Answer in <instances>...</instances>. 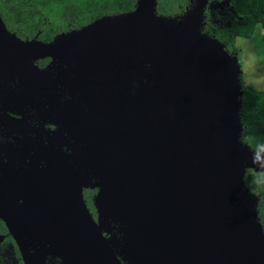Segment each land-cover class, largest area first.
Returning <instances> with one entry per match:
<instances>
[{"label": "water", "instance_id": "obj_1", "mask_svg": "<svg viewBox=\"0 0 264 264\" xmlns=\"http://www.w3.org/2000/svg\"><path fill=\"white\" fill-rule=\"evenodd\" d=\"M156 6L136 0L47 43L20 39L0 19V61L24 74L25 61L51 58L32 71L64 84L94 138L83 155L103 165L91 186L97 219L76 178L75 214L65 213L59 240L47 235L46 252L61 264H264L258 196L244 184L264 154L240 139L235 55L202 31L209 0L170 16Z\"/></svg>", "mask_w": 264, "mask_h": 264}, {"label": "flooded vegetation", "instance_id": "obj_2", "mask_svg": "<svg viewBox=\"0 0 264 264\" xmlns=\"http://www.w3.org/2000/svg\"><path fill=\"white\" fill-rule=\"evenodd\" d=\"M218 1L223 0L209 3ZM192 3L189 0L184 12ZM210 10L205 9L203 25L208 21L213 27L217 24ZM0 19L22 40L47 43L62 32L37 28L26 34ZM50 61L49 57L25 61L29 73L24 74L14 71L17 67L13 68L10 59L0 61V264L62 263L46 252L52 249L47 235L51 233L54 239L66 232L62 218L66 212L75 214L69 183L76 178L87 181L83 199L93 219L98 217L94 198L99 189L91 186L100 181L96 169L103 165L88 164L83 155L87 144H94L88 118L80 116L78 107H70L73 101L65 99L64 84L58 81L55 85L54 75L40 77L32 71L34 66L44 70ZM20 247L27 251L26 260Z\"/></svg>", "mask_w": 264, "mask_h": 264}, {"label": "trees", "instance_id": "obj_3", "mask_svg": "<svg viewBox=\"0 0 264 264\" xmlns=\"http://www.w3.org/2000/svg\"><path fill=\"white\" fill-rule=\"evenodd\" d=\"M135 2L136 0H0V16L11 29H22V33L26 34H31L37 28L66 32L81 28L90 19L100 18L104 14L130 11ZM188 4L189 0H157L156 9L162 15H177L182 14ZM228 8L236 17L230 26L211 27L207 21L202 31L219 39L232 55H235V37L251 38L258 33L264 50V0H230ZM242 91L240 116L244 131L240 139L247 142L256 153L264 154V91L245 86H242ZM244 184L258 196L257 214L264 231V170L247 169Z\"/></svg>", "mask_w": 264, "mask_h": 264}, {"label": "rangeland", "instance_id": "obj_4", "mask_svg": "<svg viewBox=\"0 0 264 264\" xmlns=\"http://www.w3.org/2000/svg\"><path fill=\"white\" fill-rule=\"evenodd\" d=\"M209 9L218 26L228 27L236 20L234 13L227 7V0L217 4L210 2ZM233 44L235 58L241 70L242 86L264 91V50L260 35L256 33L251 38L235 37Z\"/></svg>", "mask_w": 264, "mask_h": 264}]
</instances>
